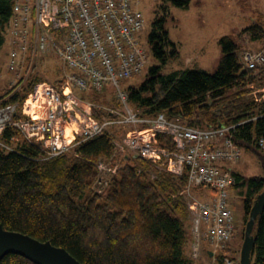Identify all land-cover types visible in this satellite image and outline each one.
<instances>
[{"label":"trees","instance_id":"1","mask_svg":"<svg viewBox=\"0 0 264 264\" xmlns=\"http://www.w3.org/2000/svg\"><path fill=\"white\" fill-rule=\"evenodd\" d=\"M14 1L0 0V46L5 42ZM169 1L181 7L191 2ZM165 21L164 15L156 16L149 33L151 50L161 64L152 65L139 86L128 87L131 106L141 115L164 111L193 126L243 122L236 129L235 140L258 151L255 137L264 135V97L258 99L251 91L257 83L264 87V65L245 68L239 43L226 34L220 39L222 55L214 72L189 67L163 72L162 65L179 53ZM243 32L262 39L264 23L256 21ZM39 77L37 71L26 81L21 79L0 95V106L18 102L16 117L21 116L23 103ZM53 84L60 85V79ZM79 91L82 99L93 103L94 117L103 121L113 116L102 108L106 101L103 93ZM112 99L110 106H116L114 95ZM116 129L120 130L113 127L50 156L43 141L29 139L17 126L8 124L0 133V225L66 247L85 264H196L186 253L190 242L187 172L175 173L162 161L132 154H123L118 164L113 155L112 132ZM158 143L176 147L167 133L158 134ZM111 158L116 171L102 187L98 183L102 177L99 162ZM234 174L233 187L244 195L247 223L264 188V175L246 178L235 170ZM253 234L250 264H264V207ZM220 260L218 264L223 263V258ZM0 264L36 263L11 253Z\"/></svg>","mask_w":264,"mask_h":264},{"label":"built area","instance_id":"2","mask_svg":"<svg viewBox=\"0 0 264 264\" xmlns=\"http://www.w3.org/2000/svg\"><path fill=\"white\" fill-rule=\"evenodd\" d=\"M138 3L139 0H15L6 28L9 69L16 72L18 81L27 80L39 71L40 59L52 49L63 60L66 73L60 85L34 83L19 117L18 102L1 105L0 133L13 124L27 138L43 141L48 154L54 156L75 142L112 131L113 127L123 128L120 136L112 133L116 148L124 150L127 146L131 150L124 154L162 161L175 173L187 172L192 255H199L205 241L215 249H224L236 233L235 212L230 206L236 175L231 163L241 157L242 145L235 140V133L243 122L193 126L164 111L154 116L141 115L131 106L128 87L123 82L140 73L149 58L140 42L144 13ZM240 58L245 68L258 69L264 65V50L247 49ZM76 89H111L117 105L102 108L113 116L103 121L94 117L93 103L79 97ZM257 91L258 99L263 98L264 87ZM29 97L38 104V117L26 109ZM69 125L71 138L66 133ZM159 133L171 135L175 149L160 145ZM255 141L264 151V135L255 137ZM99 165L104 163L100 161ZM106 168L109 173L116 171L111 165ZM103 179L104 176L100 182ZM195 187L205 189L203 198L192 196L190 191Z\"/></svg>","mask_w":264,"mask_h":264},{"label":"rangeland","instance_id":"3","mask_svg":"<svg viewBox=\"0 0 264 264\" xmlns=\"http://www.w3.org/2000/svg\"><path fill=\"white\" fill-rule=\"evenodd\" d=\"M137 6L144 13V26L140 33V42L147 49L149 58L147 65L140 73L123 82L126 87L139 86L145 80L149 68L152 65L161 64L160 60L154 56L149 44V33L153 21L159 15L165 16V27L169 31L170 39L179 50L176 57L167 64L162 65L163 72L168 73L187 67L214 72L222 55L220 39L226 34H232L239 43V54L247 49L264 50V38L253 39L250 34L243 32L246 26L256 21L264 23V0H191L188 7L174 5L169 0H139ZM9 48V39H6V42L0 46V95L5 94L19 83L18 78L15 76L16 72L11 71L8 67ZM38 69L40 81L49 83L61 79L66 73L63 60L52 49L40 59ZM258 85V83L254 85L251 91L257 98L259 96ZM79 90H74L78 96L81 92ZM101 93L106 99L104 105L110 106L113 100L111 89L110 92L103 91ZM83 100L91 102L89 99L84 98ZM83 106L88 108L84 104ZM27 107L26 109H28ZM123 130V128L116 129L118 136L121 135ZM126 151L128 153L131 150L127 146L124 150L115 147L113 155L118 164L122 163V157ZM263 155L264 151L261 149L257 151L254 148L242 146L241 158L231 163V166L246 178L254 175H264ZM114 159L100 160L104 163V165H99V170L102 168L99 173L104 176L102 182L98 181L102 187L107 184V177L111 174L106 167L112 165ZM231 190L230 206L235 212L236 233L224 249H215L213 245L205 241L200 246L199 255H192L193 235L191 233L192 215L190 213V218L186 223L190 236L186 253L196 264H218L221 263L220 259L222 258V264H239L240 262L246 228L243 208L244 195L234 187ZM190 192L193 197L200 199L204 197L205 189L195 187L191 188ZM211 192L210 189H207L208 194H211Z\"/></svg>","mask_w":264,"mask_h":264},{"label":"water","instance_id":"4","mask_svg":"<svg viewBox=\"0 0 264 264\" xmlns=\"http://www.w3.org/2000/svg\"><path fill=\"white\" fill-rule=\"evenodd\" d=\"M263 207L264 188L257 196L246 223L239 264L251 263V253L255 246L253 228ZM11 253L24 256L36 264H85L66 247L56 245L50 240H40L28 233L7 229L0 225V261Z\"/></svg>","mask_w":264,"mask_h":264},{"label":"bare ground","instance_id":"5","mask_svg":"<svg viewBox=\"0 0 264 264\" xmlns=\"http://www.w3.org/2000/svg\"><path fill=\"white\" fill-rule=\"evenodd\" d=\"M28 103H29V106H28V111H31V113L34 115V116H36V117H38L39 115H40V113L38 112V104H37V102L36 101H33L32 100V97H29V99H28ZM72 126H67V131H66V133H67V136H68V138H71L72 137Z\"/></svg>","mask_w":264,"mask_h":264},{"label":"crops","instance_id":"6","mask_svg":"<svg viewBox=\"0 0 264 264\" xmlns=\"http://www.w3.org/2000/svg\"><path fill=\"white\" fill-rule=\"evenodd\" d=\"M8 23H9V21H8ZM8 23L6 24V28H7V26H8ZM6 28H5V42H6V39L8 40L9 39V34L6 32ZM4 42V43H5ZM9 45H10V43H9ZM39 110V109H38ZM31 112V111H30ZM39 113H40V111H38ZM241 158V157H240ZM232 167V166H231ZM233 169V168H232ZM233 170H235V169H233Z\"/></svg>","mask_w":264,"mask_h":264}]
</instances>
